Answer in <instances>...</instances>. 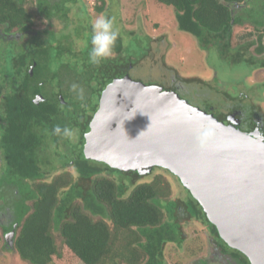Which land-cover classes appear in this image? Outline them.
<instances>
[{
	"label": "trees",
	"instance_id": "16d2710c",
	"mask_svg": "<svg viewBox=\"0 0 264 264\" xmlns=\"http://www.w3.org/2000/svg\"><path fill=\"white\" fill-rule=\"evenodd\" d=\"M37 1L41 17L68 22L71 13L67 5L71 0ZM154 1L170 7L177 30L191 36L206 53L214 46L228 64L244 61L252 65L253 72L264 69V0ZM80 5L85 12L86 5ZM96 11L102 14L105 9L99 7ZM73 29L77 37L84 36L86 41L79 55H75L69 35L63 40L55 39L49 34L57 33L51 25L36 31L24 0H0V34H21L19 39L0 38V179L7 188L17 191L12 248L5 241L2 244L1 239L0 247L17 254L24 264H163L165 242L154 239L152 231L137 230L162 223L164 215L155 201L169 199L168 186L156 177L152 183L137 185L122 196L112 172L139 179L152 170L139 176L81 156L85 123L77 127L78 124L85 113L94 111L101 89L133 69L135 63L126 58L122 36L115 42L113 54L98 65L89 63L91 26L73 20ZM142 36L150 43L149 34ZM67 56L71 58L63 61ZM80 61L82 66L78 65ZM53 64L57 65L52 69ZM62 71L73 75V82L87 89L83 99L77 94L73 98L69 89L56 91L60 87L56 78ZM88 90L95 100L91 101ZM37 96L42 101L36 100ZM59 96L72 101L69 114L73 113V118L66 119L54 107ZM57 125L79 129V139L73 147L61 149L56 143L62 138L53 134ZM48 135L55 139L54 154L61 159L62 167L56 168V163L41 158L48 151ZM189 198L187 204L181 205L175 199V211L181 209L190 220L208 225L210 236L229 249L199 205ZM229 250L235 259L249 264L243 255Z\"/></svg>",
	"mask_w": 264,
	"mask_h": 264
},
{
	"label": "water",
	"instance_id": "95a60500",
	"mask_svg": "<svg viewBox=\"0 0 264 264\" xmlns=\"http://www.w3.org/2000/svg\"><path fill=\"white\" fill-rule=\"evenodd\" d=\"M82 138L85 159L139 176L154 167L170 172L229 249L264 264V137L224 126L174 92L131 80L127 70L103 91Z\"/></svg>",
	"mask_w": 264,
	"mask_h": 264
},
{
	"label": "rangeland",
	"instance_id": "374dc122",
	"mask_svg": "<svg viewBox=\"0 0 264 264\" xmlns=\"http://www.w3.org/2000/svg\"><path fill=\"white\" fill-rule=\"evenodd\" d=\"M71 1L67 5L71 13L67 23L65 19L54 17L47 20L41 17L37 11L40 4L37 0H24V7L32 13L36 31H42L51 25L57 33L50 31V36L63 40L69 35V42L74 45L72 48L76 52L85 45L86 41L84 36L81 38L75 35L73 20L91 25L95 18L101 15L96 8L103 7L105 11L102 14L115 17L116 24L121 30L126 58L135 63L129 72L133 81L146 86L161 85L162 82L169 81L175 76L179 77L180 96L188 103L200 108L204 105L202 100L213 99L209 101L218 102L221 94L226 93L230 97H237L239 91L245 92L256 105L257 111L264 114V69L253 72L252 65L244 61L228 64L214 46L208 49V53L198 48L191 36L177 30L170 7L158 4L154 0H81L86 5V11L82 12L81 2ZM146 33L149 34L150 43L142 36H146ZM262 42L264 44V37ZM252 52L253 47L250 48L249 54ZM70 58L71 56H67L63 61H68ZM66 78L64 77V80ZM71 89L69 88V91ZM80 89L83 90L84 95H87V91L85 92L87 89L82 86L75 90V93L78 94ZM213 89L219 93H216L217 96H213L215 95ZM193 94H197V97L201 99L190 98ZM88 96L91 101L95 100V96H92L89 90ZM89 115H92L90 111ZM78 139L76 135L71 137L74 142ZM49 152L56 160L52 142ZM49 152L42 153L43 159L48 158ZM111 177L122 196H127L137 185L152 183L156 177H159L162 185L168 186L169 199L155 201L164 215L162 223L155 228L137 230L139 233L152 231L154 239L161 238L165 242L163 264H238L236 261L232 263L226 261V259H234L230 254H220L217 251L211 240L208 225L190 220L181 209L175 211L173 206L175 199L178 200L179 205L187 204L190 196L170 173L155 168L150 174L139 179L117 172H112ZM11 190L15 189L11 188ZM12 193L14 194L13 202L16 203V195ZM188 212L190 213L189 210ZM173 215H176L177 219ZM0 239L3 243L1 232ZM9 240L6 241L9 242ZM0 264L24 263L17 254L0 247Z\"/></svg>",
	"mask_w": 264,
	"mask_h": 264
},
{
	"label": "flooded vegetation",
	"instance_id": "af4514ba",
	"mask_svg": "<svg viewBox=\"0 0 264 264\" xmlns=\"http://www.w3.org/2000/svg\"><path fill=\"white\" fill-rule=\"evenodd\" d=\"M87 25L91 26V25H89V23ZM89 33H91L90 30H89ZM84 46L85 45H83V47ZM80 53L81 52L78 50V52H76L75 55H79ZM81 64H82V61H80L78 65L82 66ZM56 65L53 64L52 69L55 68ZM69 68H70V66H69ZM59 75L60 76H58L56 78V81L58 80L57 82L60 83V85H59L60 87L58 89H56L57 92H59L60 90L65 91L66 89L72 88L73 84L77 85V83L73 82V79H74L73 75L70 76V74L68 75L67 73H65L63 71H62V73H59ZM64 77H67L65 79L66 81L64 80ZM129 77H130V75H129ZM119 78L120 77L114 78L107 85H105L103 87V89H101V91L97 95L96 106L94 108V111L92 112V115H89V113H85V117L83 116L84 118L81 119L82 121L80 120L81 122L78 124L77 127H79L80 125H83L84 123H85V127L89 124L91 118L93 117V115L95 114V112L97 110V107L99 105V100L102 96L103 91L113 81H116ZM179 79H180L179 77L175 76L174 78H171L169 81L162 82L161 85H154V86H159L163 90H166L167 92H174L181 99L186 100L180 96L181 93L179 90H180L181 86L178 83ZM74 81H76V80L74 79ZM79 87H80V85H79ZM213 91L215 93V95H213V96H217L219 94L216 90L213 89ZM216 93H218V94H216ZM68 94L72 95L73 98H76L77 93H75V91L73 89H71ZM190 98H198V97H197V94H193L190 96ZM198 99H201V98H198ZM202 99H205V98H202ZM209 100H213V99H207V101L202 100L204 105L201 108L196 106V105H192L190 103L189 104L191 106L199 108L200 110H203L204 112H206L208 114H211L218 121L222 122V124L224 126H229V127L235 128V129H237V130H239L245 134H253L256 132L260 136L264 137V114H261L260 112L257 111V107H255L256 105L254 104V102H252L250 100L248 94H245V92L239 91V94L237 95V97H230L228 94L225 93V94H221L220 101H218V102H216V101L211 102ZM55 101H56V104L53 103L55 105L54 107L56 109L60 110V114L63 113V116L66 117V119L70 118V116H71V118L74 117L73 113L71 115L69 114V113H71L69 111V109L72 106V105H70V104H72V101L63 100L61 96H59L58 99ZM87 117H90V118L87 119ZM73 127L74 126L72 125L70 128H73ZM73 130H74V136L79 133L78 128H73ZM50 135H52V134H50ZM50 137L48 135V140L46 141L47 142L46 143V147H47L46 150H48V152H49V147H50L51 142L54 143L53 140H55L53 136H50ZM56 143L58 145H60L61 149H65V148L68 149V148L73 147V145H75L76 142L72 141L71 138H61ZM55 146L56 145L54 144V147ZM53 157L54 156H51V153L49 152L47 159L52 163H56L57 164L56 168L62 167L61 159L57 156L56 157L57 159L55 160ZM41 158L43 159V156H41ZM99 166L101 168H103L104 165L99 164ZM155 168H158V167H154L153 169H155ZM168 173H170V172H168ZM12 192H14L15 195L17 194V191H15V190L12 191L11 187L7 188L5 182H2L0 179V232L2 234V238L4 241H6L7 239H10L9 234H11L12 232L14 234V231L16 228L15 214H14L16 204H15V202H13L14 194ZM4 237H6V240L4 239ZM210 237H211L212 242L215 244L214 246L217 248V251L220 254H230L231 255V252L229 249H225L223 246H221V244L214 237H212V236H210ZM6 245H8V244H6ZM226 261L227 262L229 261L231 263H232V261H236L238 264H244L242 259H235L234 258V259H226ZM204 264H206V263H204Z\"/></svg>",
	"mask_w": 264,
	"mask_h": 264
},
{
	"label": "clouds",
	"instance_id": "9594fccd",
	"mask_svg": "<svg viewBox=\"0 0 264 264\" xmlns=\"http://www.w3.org/2000/svg\"><path fill=\"white\" fill-rule=\"evenodd\" d=\"M121 36V30L116 24L115 17L105 14L99 15L91 24V47L88 52V62L93 65H98L102 60L112 54V49L117 39ZM79 88L73 84L72 89L75 91ZM78 98L83 99V90L78 92ZM53 134L62 138H71L74 135V130L68 126H55Z\"/></svg>",
	"mask_w": 264,
	"mask_h": 264
}]
</instances>
